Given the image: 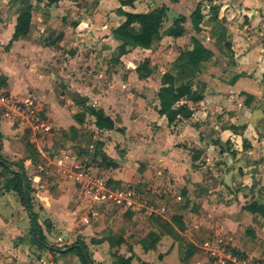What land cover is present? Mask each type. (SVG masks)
Returning a JSON list of instances; mask_svg holds the SVG:
<instances>
[{
	"label": "crops",
	"instance_id": "obj_1",
	"mask_svg": "<svg viewBox=\"0 0 264 264\" xmlns=\"http://www.w3.org/2000/svg\"><path fill=\"white\" fill-rule=\"evenodd\" d=\"M161 6L162 28L184 16V34L161 33L149 49L119 55L112 29L125 16L117 9ZM197 7L205 40L191 23ZM24 10L28 31L14 38ZM262 12L264 0H0V87L8 102L37 103L43 125L36 133L14 108L0 107V156L23 168L45 242L62 250L32 240L29 212L4 189L9 174L0 166V264H82L76 249L66 251L76 241L93 264H221L227 252L264 264V217L245 209L264 205ZM187 34L213 55L192 78L201 95L189 101L192 114L169 123L158 112L161 77L191 47ZM145 59L151 72L142 78ZM88 107L114 128H98ZM150 232L160 236L144 246Z\"/></svg>",
	"mask_w": 264,
	"mask_h": 264
},
{
	"label": "trees",
	"instance_id": "obj_2",
	"mask_svg": "<svg viewBox=\"0 0 264 264\" xmlns=\"http://www.w3.org/2000/svg\"><path fill=\"white\" fill-rule=\"evenodd\" d=\"M134 1L136 0H121V3L123 5H132ZM49 2H53V0H49ZM117 10L122 12V14L125 16L124 21L112 29L113 37L121 42L120 46L118 47L119 55L124 54L135 47L149 49L154 41V38L161 33L174 37L184 34V16H179L174 20V23L171 27L161 31L163 20L166 17V7L164 6L158 7L150 12H124L120 8ZM30 16L29 10H24L20 13L15 27L14 38L27 33ZM190 18L194 31L197 33L200 32L202 30L204 18L199 7H197L192 12ZM191 41V47L181 51L174 60L172 64V70L166 71L161 77V86L158 92V98L160 100L158 112L162 115H165L169 123L174 122L178 116L187 117L192 114L194 106H190L189 101L194 103L201 99V95L199 94L198 90L192 89V78L199 71V62L205 61L211 58L213 55L212 51L205 47L197 38L193 37ZM219 43H221L220 40ZM224 44L227 47H230L228 42H225ZM149 62V59H145L138 65L137 71L140 77L145 78L150 74L151 69L149 68ZM180 77H183V79L177 84L176 81ZM74 101L79 103L81 106L86 107V98L75 96ZM88 108L95 116V125L98 128H114L113 121L103 112L102 109H94L93 107ZM75 117L78 121L83 120V118L77 114ZM31 150L33 152V149ZM105 159L106 158L102 156V160ZM14 165V163L0 156V166L4 169H8L9 174V177L6 178L4 189L7 191H15L19 195L22 204L28 210L30 218L33 222L31 230L32 240L34 239L35 244L39 247L46 245L49 247L50 251H62L52 245L48 246V244L45 242V236L36 221V214L32 211L30 192L33 189L30 187L27 178L24 175L23 168L18 166L16 169H11L14 167ZM245 209L251 213L260 214L262 217H264V205L262 203L254 201L248 204ZM175 221L177 222V226H180L178 221ZM162 222L160 221L158 223L160 224V227L164 231H168L173 236H175L176 232L173 230L172 226L165 221ZM159 236V234L157 235L154 232H150L146 236L148 239L143 240L144 246L147 243L154 244ZM72 249L77 250L78 257L82 264H93L84 242L76 241L72 245L68 246L66 251ZM129 261L130 259H120L119 264H129Z\"/></svg>",
	"mask_w": 264,
	"mask_h": 264
},
{
	"label": "built area",
	"instance_id": "obj_3",
	"mask_svg": "<svg viewBox=\"0 0 264 264\" xmlns=\"http://www.w3.org/2000/svg\"><path fill=\"white\" fill-rule=\"evenodd\" d=\"M7 106L14 108L19 114H21L25 122L29 125L28 127H30L34 132L37 133L38 129H40L43 126L38 117V113L36 109L32 107L24 108L18 102H8V98L6 97L4 90L0 87V107L6 108ZM95 183L96 182L93 178L90 181L87 180L85 186L92 188L93 186H95ZM227 254H228V258H230L231 260H236L239 264H251L249 261L245 259L242 258L238 259L236 255H233L229 252H227Z\"/></svg>",
	"mask_w": 264,
	"mask_h": 264
},
{
	"label": "rangeland",
	"instance_id": "obj_4",
	"mask_svg": "<svg viewBox=\"0 0 264 264\" xmlns=\"http://www.w3.org/2000/svg\"><path fill=\"white\" fill-rule=\"evenodd\" d=\"M20 6L21 7H26L25 5H24V3H22L21 2V4H20ZM187 8H190V7H187ZM182 12H186V13H188L189 11L188 10H186V9H184V10H181ZM204 12L205 13H207L208 14V6H207V4L206 3H204ZM171 13V12H170ZM263 12L261 13V17H263ZM264 18V17H263ZM226 19V18H225ZM225 22H226V20H225ZM167 25H168V18L165 20V23L163 24V30L164 29H166V27H167ZM263 29H264V26H263ZM202 30H205L204 28L202 29ZM264 32V31H263ZM197 35H202V36H200L201 37V39H204L205 40V35L206 34H204L203 32H201V33H198ZM186 39L189 41V44L188 45H190V41H191V38H189V35L187 34V36H186ZM32 107H35L37 110V113H38V117L40 118V115H39V107H38V105H37V103H32V104H30ZM98 176H102L101 174L99 175L98 174ZM98 176H96V177H98ZM95 180V179H94ZM20 223H22L23 225V229H26V227H28L29 225H27V223L26 222H20ZM228 258H225V257H222V261H220L221 262V264H228L227 262H228V260H227Z\"/></svg>",
	"mask_w": 264,
	"mask_h": 264
},
{
	"label": "water",
	"instance_id": "obj_5",
	"mask_svg": "<svg viewBox=\"0 0 264 264\" xmlns=\"http://www.w3.org/2000/svg\"><path fill=\"white\" fill-rule=\"evenodd\" d=\"M256 183H257V181L255 180V182L252 184V186H251V188H250L251 191H253V188H254V186L256 185ZM24 185H25V184H24Z\"/></svg>",
	"mask_w": 264,
	"mask_h": 264
}]
</instances>
